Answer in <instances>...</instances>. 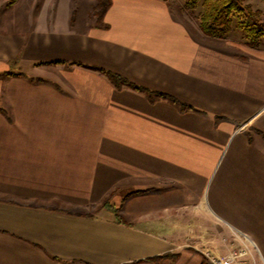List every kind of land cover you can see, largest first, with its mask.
I'll return each mask as SVG.
<instances>
[{"label": "crops", "instance_id": "obj_1", "mask_svg": "<svg viewBox=\"0 0 264 264\" xmlns=\"http://www.w3.org/2000/svg\"><path fill=\"white\" fill-rule=\"evenodd\" d=\"M39 2L0 0V264H210L234 231L263 264L264 38L167 0L77 28Z\"/></svg>", "mask_w": 264, "mask_h": 264}, {"label": "trees", "instance_id": "obj_2", "mask_svg": "<svg viewBox=\"0 0 264 264\" xmlns=\"http://www.w3.org/2000/svg\"><path fill=\"white\" fill-rule=\"evenodd\" d=\"M264 1V0H263ZM111 5V0H97L98 21H102L106 10ZM202 6V12L199 18V29L203 35L222 39L226 37L233 27L234 16L238 17L243 31L245 32L247 43L253 47L258 46L261 39L264 38V13L260 10L252 9L246 0H186L184 7L186 10H195ZM116 87L127 81L111 72H105ZM136 90H142L141 87L134 85ZM186 108V105H182ZM104 204V203H103ZM107 201H105V205ZM166 257H154L153 262L158 263ZM175 258V257H173Z\"/></svg>", "mask_w": 264, "mask_h": 264}, {"label": "rangeland", "instance_id": "obj_3", "mask_svg": "<svg viewBox=\"0 0 264 264\" xmlns=\"http://www.w3.org/2000/svg\"><path fill=\"white\" fill-rule=\"evenodd\" d=\"M40 2L42 0H39ZM54 2L48 6L42 7L39 2L38 6L33 7L31 14L28 16L31 20L39 16L42 9H46L49 20H53L54 23L59 25H69L71 28H77L87 23V19L90 17L89 24H98V16L96 8L97 0H53ZM171 11L181 20H183L191 29L199 26V18L202 12V6H198L195 10H186L184 7L186 0H167ZM247 4H250L252 9L260 10L264 13V1L263 0H246ZM28 18V19H29ZM238 17L233 18V27L237 32L240 30L242 37L246 39L245 32L243 31ZM69 23V24H68ZM87 23V24H88ZM193 255L189 251H183L179 261L176 264H208L201 256V263H193L192 261L186 262V256ZM258 264V263H257Z\"/></svg>", "mask_w": 264, "mask_h": 264}, {"label": "built area", "instance_id": "obj_4", "mask_svg": "<svg viewBox=\"0 0 264 264\" xmlns=\"http://www.w3.org/2000/svg\"><path fill=\"white\" fill-rule=\"evenodd\" d=\"M234 236L238 245L230 248L227 254L223 256L206 254L210 264H257L254 254H258V251L253 242L238 231H234Z\"/></svg>", "mask_w": 264, "mask_h": 264}]
</instances>
